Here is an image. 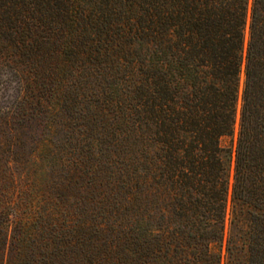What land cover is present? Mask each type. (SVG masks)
<instances>
[{
  "label": "trees",
  "instance_id": "16d2710c",
  "mask_svg": "<svg viewBox=\"0 0 264 264\" xmlns=\"http://www.w3.org/2000/svg\"><path fill=\"white\" fill-rule=\"evenodd\" d=\"M4 70L0 264H264V0H0Z\"/></svg>",
  "mask_w": 264,
  "mask_h": 264
},
{
  "label": "rangeland",
  "instance_id": "374dc122",
  "mask_svg": "<svg viewBox=\"0 0 264 264\" xmlns=\"http://www.w3.org/2000/svg\"><path fill=\"white\" fill-rule=\"evenodd\" d=\"M243 74L240 76V92L243 86ZM16 91L14 89V83L11 81L10 74L7 70L1 72L0 76V113L1 116H5L6 112L12 105ZM224 143H229V140H225ZM231 209V198L228 197V214ZM226 227H228V221L226 222Z\"/></svg>",
  "mask_w": 264,
  "mask_h": 264
}]
</instances>
